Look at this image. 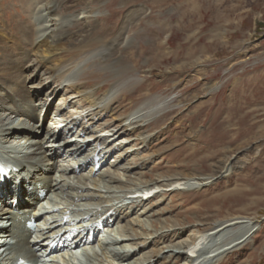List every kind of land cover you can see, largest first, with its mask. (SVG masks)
Here are the masks:
<instances>
[{"label": "rangeland", "instance_id": "rangeland-1", "mask_svg": "<svg viewBox=\"0 0 264 264\" xmlns=\"http://www.w3.org/2000/svg\"><path fill=\"white\" fill-rule=\"evenodd\" d=\"M20 1L31 3L33 0H0V12L6 11L5 9L9 7L6 30L12 42L13 40L22 42L23 38L22 31L15 26H20L17 22L22 21L24 16L27 17L26 7H22ZM104 2L102 14L99 15L106 18L102 21V25L107 27L118 28L122 17L132 8H144L147 12L140 21L131 22V28L129 27L126 33L135 40V49L138 53L130 62L136 68L135 74L128 75L130 81L128 84L134 86L136 84V92L128 95L122 92V96L124 94L126 97H121V102L115 105L117 111L120 115H128L135 110L138 103L150 96L153 101L147 103L150 107L147 112L155 113L154 119L157 120L163 115L167 117L146 128L148 133L155 136V140H152L148 147L140 145L138 140L140 132L129 137L123 135L117 139L124 140L114 146L113 154L106 160L105 157L101 160L102 169L98 170L96 176L94 172L90 173L91 169L88 165L85 166L82 174L97 179L96 185L98 190H101L107 186L105 181L108 179L101 183L98 176L101 177L110 168L118 172L126 170L128 173L130 169L136 170L130 173V177L136 180L139 179L140 173H146L148 176L146 179L150 180L170 172H188L206 178L214 175L215 170L223 167L230 159L227 166L233 162L234 170L226 177H215L207 181L204 187L198 186L200 184L195 181L184 186L183 191L162 190L146 206L149 210H146V207L136 208L129 205L134 209L130 222L135 223L132 227L138 231V234L142 233L146 236L148 233L145 232H152L151 224L148 222L149 217L158 224L159 229L160 225L173 227L170 231L159 233L163 241L155 246L151 245L154 246L153 249L160 251L170 242H187L189 234L197 230L201 220L221 222L236 217L257 220L262 223V227L256 230L246 246L231 251L213 264H264V0H133L132 2L104 0ZM13 3H17V6ZM40 9L41 5L34 9L32 15L37 24H43L38 18ZM10 11L11 14L16 15V23L12 15H9ZM70 14L80 16L81 12L75 8ZM165 24H170L172 28L156 34L159 27ZM137 34L142 35L141 40H137ZM26 52L27 50L20 54L25 55ZM66 56L67 54H64V57ZM154 56L155 60L152 59ZM146 60L149 61L147 64H145ZM56 62L57 59L52 65ZM30 63L32 65L33 60ZM30 68V72L26 73L30 75L29 80L34 81L28 84V90L33 84L36 86L43 84L42 88L33 90L35 105L38 106L41 98L52 91L54 85L60 83L51 79L50 69ZM92 74L103 78L96 72ZM101 81L104 80L100 79L99 82ZM91 82L96 84L98 79L95 78ZM121 87L126 88L124 84ZM65 88L67 90H64ZM213 88L215 89L212 90ZM75 93L76 90L62 86L56 89L55 99L48 101L46 107L48 112L41 116L43 121L46 118L47 120L39 127L42 130L39 137L44 141L43 148H52L51 146L55 145L51 139L52 132L62 136L64 149L65 146L73 145V143L65 145L67 139L62 134L64 127L58 128L54 120L60 117L58 115L63 110L65 115L70 116L81 112V108L75 106L77 103L73 100ZM103 94H105L103 91L99 92V96ZM61 100L69 101L67 104L72 100L73 102L69 108L67 104L61 108ZM115 117L112 113H107V116L103 117L93 129H99L100 125L114 120ZM15 124L17 127L15 129H19L22 121L17 119ZM61 124L66 126L65 123ZM87 128L89 129L90 126ZM30 143L27 140L19 141L15 145V151L27 153ZM53 148L57 149L58 146L55 145ZM64 149L58 150L66 152L67 150ZM123 153L125 155L122 156V161L117 162L118 155ZM58 157L56 162L61 166L63 157L62 159ZM79 162L84 161L76 160L71 163L76 167ZM138 166L146 169L141 171ZM51 177L58 180L59 174L53 173ZM122 179L126 181V178ZM26 186L29 188L28 183ZM114 186L120 185L114 184ZM26 192L32 193L33 190L29 189ZM100 192L104 194L106 191ZM48 201L47 197L43 207L39 209L43 214H48L49 209L53 212L67 206L62 204L61 208L53 209V206H56L55 202L49 205ZM132 209L127 206L123 211H119L117 217L119 215V218L125 220L127 216L125 214ZM3 222L5 223L0 226L8 228L12 224L9 221ZM7 223L9 225H6ZM40 225L47 228L45 224ZM174 225H182V228H174ZM238 231L239 229L232 234ZM40 232L41 230H37L34 234L37 242L43 241L45 237L41 236ZM108 235L110 233L102 232L95 238L101 244L106 242L108 247L111 237L110 235L108 238ZM158 235L155 240L152 236L146 238L154 244L159 240ZM144 241L145 239H141L138 243ZM98 245L96 243L97 251L104 257L102 247ZM64 246L67 247V244ZM135 246H128L125 249L130 254L137 250L135 252L142 256L144 253L157 252L145 250L144 247L136 249ZM62 247L63 244L59 246L60 249ZM108 250L105 252L106 256L111 258L110 252L113 249L108 247ZM160 256L162 257L159 264H189L181 259L178 262L169 250H164ZM109 261L111 264H118L113 258ZM92 262L97 263L94 260Z\"/></svg>", "mask_w": 264, "mask_h": 264}, {"label": "bare ground", "instance_id": "bare-ground-1", "mask_svg": "<svg viewBox=\"0 0 264 264\" xmlns=\"http://www.w3.org/2000/svg\"><path fill=\"white\" fill-rule=\"evenodd\" d=\"M128 1L132 2L133 0ZM19 3L22 7H26L27 17L24 16L22 21L17 22L16 15L11 14L12 11L9 12V15H12L15 23L20 24V26H15L23 33L22 42L16 40L12 42L6 30L9 7L3 8L6 11L0 12V150H9V160L13 158L11 154H15V161L8 162L21 169L17 176L4 178L5 183L9 179H14L16 182L0 192V225L5 223L3 221L12 223L8 228L7 226H0V264H16L20 260L30 264H62L67 258H71L72 252L68 253L64 252L63 249L48 247L52 242L63 240L66 234L71 236L73 233L69 231V227H81L77 233H74L75 236L72 240L76 242L75 251H82L83 255L87 254L88 259L94 257L93 260L97 262L88 261L87 264H111L109 260L112 258L118 264H159L162 257L160 255L164 250H169L178 262L181 259L189 264H213L230 254L231 251H237L242 246L244 247L255 235L256 230L258 231L262 227L260 221L239 217L221 222L201 220L197 230L189 234L187 242H170L160 251L153 249L158 242L163 241V237L160 238L161 234L159 233L170 231L173 227L160 225L159 229L158 224L149 217L148 222L151 224L152 232L148 231L145 234L148 233V236H152L153 240L159 234L157 237L159 240L153 244V241L146 238L148 236L142 233V235L138 234V231L132 227L135 223L130 222V216L134 214V209L131 206L144 208L152 201L136 197L137 194L171 190L172 188H176V191L178 189L183 191L184 186L195 181L200 184L198 186L204 187L207 185V181L215 177L230 175L234 170L233 162L227 166L230 159L220 169H218L219 167L215 168L214 175L206 178L194 173L170 172L150 180L146 179L148 177L146 173H138L139 179L136 180L130 177V173L136 170L131 171L130 169L129 173L126 170H119L122 176L118 174V171L110 168L101 175L103 178L98 176L101 183L106 178L108 179L105 181L107 186L101 190H98L96 185L97 179L81 174L85 166H79L80 173V170L74 168L71 163L76 160L87 161L91 169L90 173L94 172V176H96L101 167L98 166V162L104 157L106 160L113 154L114 146L124 140L117 139L123 135L129 137L140 132L141 135L138 136L140 145L148 147L150 142L155 140V136L148 133L146 128L148 129L153 123L167 117L163 115L157 120L154 119L155 113L147 112L150 109L147 103L153 101L152 98H149L150 96L138 103L135 110L128 115H120L115 107L121 102V97H126L124 94L122 96V92L127 95L136 92V84L135 86L130 85L128 81L129 76L135 74L136 69L130 62L136 58L138 53L135 49V40L131 39L130 35L127 36L126 33L131 22L140 21L142 17L146 16V10L144 8L130 9L120 20L119 27L112 28L103 26L102 21L106 18L99 15L102 14L101 9H103L104 0H33L31 3H22L21 1ZM13 4L17 6V3ZM40 5L38 18L43 24L34 22L32 16L34 9ZM75 8L80 10V16L70 14V11ZM159 28L156 34H161L164 30L169 31L172 27L170 24H165ZM136 38L141 40L142 35L137 34ZM10 43L12 44L9 45ZM26 50L25 55L20 54ZM64 54L67 56L64 57ZM127 54L129 55L126 56ZM55 59L57 62L52 65ZM152 59L155 60V56ZM148 62L146 60L145 64ZM30 67L50 69L51 79L60 83V85H54L49 93L47 90L45 92L47 95L44 93L46 96L41 98L38 106L35 105V92L33 90L42 88L43 84L38 86L33 84L28 90V84L34 81L29 80L30 75H27L30 72ZM27 71L28 73H26ZM94 72L102 75L103 78L93 75ZM95 78L98 79L96 84L91 82ZM100 79L105 82H99ZM122 84L126 88L121 87ZM62 86L76 90L73 100L77 103L75 106L78 105V108H81V112L75 114L78 117L65 115L63 110L58 115L60 117L54 120L58 128L64 127L62 134L67 139L65 145L70 143L73 145L71 147L65 146L64 149L62 136L58 135L57 132H52L51 139L58 148H53L54 145L51 146L52 148L44 147V149V141L42 140V143L39 137L42 130L39 127L47 118L45 117L46 119L43 121L41 116L48 112L46 108L48 101L50 99L52 101V98L55 99L56 89H60ZM102 91L105 94L99 96V92ZM73 100L69 104H67L69 101L61 100V108L66 104L68 105L66 107L69 108ZM107 113H112L113 117L116 116L115 119L100 125L99 129H93L103 117L107 116ZM17 119L22 121L19 129H15L17 128L15 124ZM95 120L98 121L95 122ZM61 123H65L66 126ZM87 126L90 128L88 129ZM22 140L31 142L29 151L25 154L15 151V145ZM61 147L67 151L58 150L62 149ZM124 155V153L119 154L117 162H121ZM58 156L61 159L63 157V162L60 160L61 166H58L56 162ZM95 165L96 167H94ZM138 167L141 171L146 169L142 166ZM53 173L59 174L58 180L51 177ZM123 177L126 178V181L122 179ZM26 183L29 184V188ZM114 184L120 186H114ZM29 189H32L33 192H26ZM103 190L106 191L104 194L100 192ZM43 193L44 195L46 193V196L40 197ZM47 197L48 202H50L49 205L51 202H55L56 206H53V209L61 208L62 204L67 206L58 210L60 213L57 211L49 213L51 211L49 209L48 214H43L39 209L43 207V202ZM16 198H18L17 204L19 206L13 208L12 203ZM61 200L65 201L62 202ZM127 206L133 211L128 210V214L124 213L127 215L125 220L119 218V215L117 217L119 211H123ZM146 210L149 209L146 207ZM110 212L112 213L110 217L105 218ZM58 214L63 215L67 220L63 217L60 219ZM27 222H35L37 225L47 224V228H41V236H45L42 242L38 241L41 243L35 241V232L27 227ZM94 225L101 227L103 233H110L111 237L108 235V238L110 237L108 247L113 249L110 252L111 258L107 257L105 253L109 251L108 247L102 248L104 256L102 257L95 250L94 240L83 236L82 228ZM174 228L180 229L182 225H174ZM237 229L239 231L233 235L232 233ZM38 230L40 229L38 228ZM141 239H145V241L138 243ZM49 240L50 243L47 244ZM132 245H136V249L144 247L145 250L157 252L156 254L153 252L144 253L142 256V254L135 252L137 250H134V254H130L125 248ZM196 245L197 251L193 254L190 249ZM100 246L102 247L101 244ZM152 259L153 262H151ZM66 264L73 263L66 261Z\"/></svg>", "mask_w": 264, "mask_h": 264}]
</instances>
